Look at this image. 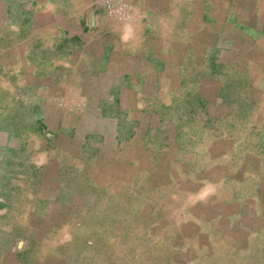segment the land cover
<instances>
[{
	"label": "crops",
	"instance_id": "obj_1",
	"mask_svg": "<svg viewBox=\"0 0 264 264\" xmlns=\"http://www.w3.org/2000/svg\"><path fill=\"white\" fill-rule=\"evenodd\" d=\"M122 1L133 8L131 22L127 24L109 19L97 0H0V89L5 90L8 83L16 88L17 81L19 85L39 88L45 97L36 104L40 110L44 106L46 119L52 121L51 135L67 138L72 151H80L78 147L85 146V140L91 138L109 140L107 146L112 154L108 158L103 156L104 161L100 158L99 164H104L97 171L81 172L97 180V185L90 184L87 191L93 201L141 199L150 190H173L172 184L182 182L179 190L184 200L218 199L216 202H220L224 212L221 223L230 221L222 234L239 231L251 235L252 248H261L264 243L258 242L264 241V0ZM216 38L218 44L213 43ZM216 73L221 74L226 89H254V94L258 93L256 98H241L236 93L239 106L244 108L237 106L234 114H207L204 109L206 122L219 123L222 137L223 122L227 120L229 129L233 128L226 132L237 138L231 143L237 160L233 170L229 173V162L222 161V154L230 147L228 142L216 146L220 149L206 141L203 147L195 148L193 153L206 154L201 166L195 159L185 157L192 149L185 150L182 143L171 147L173 158L166 159L163 152L155 157L154 153L166 146L162 142L154 151V137L149 136L148 130L153 121L162 122V118L149 112L147 106L169 105L178 88H207L217 81L210 76ZM17 100L13 98V103ZM107 104L115 112L102 111ZM117 105L124 106L118 111ZM52 115L56 119H50ZM119 119L131 122L133 129L124 135ZM189 120L191 126L194 121H202L194 116ZM136 125L141 127L138 133L134 130ZM182 133H175V137L181 138ZM165 134L160 131L155 136L161 138ZM196 135L199 133L190 130L184 137L195 142ZM190 140L186 139L191 143ZM198 168L205 170L196 177L194 170ZM214 168L221 169L220 178L208 172ZM74 176L76 180L70 188L63 187L64 180L52 177L42 183L40 196L34 199L43 203L34 210L21 203L31 195L14 204L10 213L0 203V264H52L53 245L59 244L60 249L69 246V241H62V235L55 237L63 232L90 230L89 215L72 203L80 192H86L87 181L79 172ZM229 179L246 190L250 186L253 200L249 207L240 205L229 192ZM211 180L222 183L214 185ZM198 190L205 191L204 195L197 196ZM13 200L19 202V195L13 194ZM20 209H26L28 217L24 220L15 219ZM231 215L234 218L230 220ZM5 216L13 220L6 221ZM33 247L39 248L41 255L39 260L29 261L26 255Z\"/></svg>",
	"mask_w": 264,
	"mask_h": 264
},
{
	"label": "rangeland",
	"instance_id": "obj_2",
	"mask_svg": "<svg viewBox=\"0 0 264 264\" xmlns=\"http://www.w3.org/2000/svg\"><path fill=\"white\" fill-rule=\"evenodd\" d=\"M103 1L105 0H97L96 3L104 7L105 15L109 19L120 24L131 22L133 8L130 4L122 0H116V2L114 0L113 3H116L117 7L122 9L124 6L125 13L121 11L124 17L118 19L114 16L115 12L113 15L107 12V6ZM218 41L219 39L216 38L213 43L218 44ZM210 76L212 79H218L208 84L207 88L195 90L178 88L175 92L173 91L169 105L160 106L159 103L160 105L147 106L149 112L154 111L162 118V122L153 121V124H150L149 136L154 137L151 148L155 151L164 142L165 149H158L154 154L156 157L163 152L167 159V157H174L171 147L182 143L185 150L192 149L185 153V157L195 159L201 166L200 162L206 154L203 151H194L196 153H193L195 148L203 147L206 141V144L211 143L213 148L220 149L216 146L228 142L230 147L228 146L227 153L222 154L225 156L222 161L229 162L228 171L230 173L234 164L237 163L234 154L235 147H231V143H234L237 138L230 134L226 135L228 130L233 129H229L230 123L227 120L220 127L223 132L225 131V135L222 137L219 123L217 125V122L213 124L210 121L206 122V113L224 115V112L228 111L234 114L237 106L241 104L240 101H237L238 95L241 98H256L258 93L254 94V89H226L222 86L224 84L221 83L220 73ZM15 86L16 88H12L8 83L5 90L0 89V203L4 204L6 210L9 211L7 213L12 211L14 204L20 203L24 197L29 195H31L29 200L21 201L22 204H26L27 209L34 210L35 207L42 204V200L34 199V196H40L39 191L44 185L42 183L49 182L51 177L64 180L63 187L69 188L75 183L74 175L78 172L81 178H86L87 181L86 192L83 194L80 192L76 201L72 203L79 207V210L84 214L89 215L90 222H92V225L89 226L90 230L73 234L63 232L55 237L54 239L62 235V241H69V246L67 249H60L59 244L53 245L51 251L54 261L52 264H264V244H260L261 248L254 249L251 246L254 241L251 235H244L239 231L223 232L222 234L221 230L230 221L221 223L224 212L220 202H216L218 199L198 197L196 201L193 198L188 201L184 200V195L181 196V190H179L182 188V182L176 183V185L172 184L173 190L166 188L162 191L163 187H159L156 192L150 190L141 196V199L93 201L87 191L94 184L97 185V180L95 182L91 177L83 176L81 172L97 171L98 167L104 164V162L99 164V160L101 158L104 161L103 156L106 155V158L110 156L111 150L107 146L109 140L91 138L89 141L85 140L87 142L85 146L78 147L80 151H72L71 146H68L67 138L63 140V138L59 139L56 134L51 135L54 132L51 127L52 121L46 119L48 115H46L47 112H43L44 106L41 105L42 109L40 110L36 104L42 100V97H45L44 93L39 88L19 85V81L15 82ZM188 92L191 95H188ZM193 92H196L197 95H194ZM16 97L18 103H13V98ZM122 106L120 105V107ZM112 107L109 104L104 105L102 111L108 112L107 110L111 109L110 112H115ZM120 107L117 105L115 109L118 110ZM239 107L244 108L243 105ZM204 109H207L206 113ZM249 113H251V109H249ZM156 116L158 115L156 114ZM192 116L200 118L202 121L198 124L197 121L192 122V127L191 120H189ZM53 118L56 119V115H52L50 119ZM119 121L124 135L134 127L130 125L131 122L123 119H119ZM164 129L166 132L163 131ZM189 129L199 133V135L193 136L195 142L191 141L189 137H184L185 133L190 132ZM134 130L138 133L141 127L137 126ZM134 130L133 132H135ZM160 131L163 134L166 133L167 136L158 137ZM47 132L49 136L45 135ZM179 132H183L182 137H175V133ZM205 133L206 138L203 137ZM156 134L159 135L155 136ZM240 137L245 136L240 135ZM133 160L135 159L133 158ZM204 170L202 168L194 170L197 172L196 177ZM170 171H172V165ZM220 171V168L219 170L214 168L208 172H211L214 177L220 178ZM223 171L225 170L223 169ZM211 181H213L211 184L214 185L222 183L220 180ZM226 183L229 192L238 199L239 204L249 207L253 200L250 186H246L250 189L246 190L230 179ZM155 189L157 190V188ZM238 189H240L239 192ZM198 193L197 196H203L205 191L198 190ZM13 194L15 197L19 195V202L13 200ZM57 202L61 203V201ZM234 204H236L235 201ZM24 210L26 209L19 210L20 213L15 218L16 220L18 218L24 220L28 217ZM97 211L99 212L96 213ZM232 215L230 220L234 218ZM4 218L6 221L13 220L12 217L5 216ZM69 225L72 226V223ZM212 239L213 243H210ZM258 243H264V241ZM36 247L30 249L31 253L26 255L27 260L33 261L34 258L39 260L41 254L39 248L36 249Z\"/></svg>",
	"mask_w": 264,
	"mask_h": 264
},
{
	"label": "built area",
	"instance_id": "obj_3",
	"mask_svg": "<svg viewBox=\"0 0 264 264\" xmlns=\"http://www.w3.org/2000/svg\"><path fill=\"white\" fill-rule=\"evenodd\" d=\"M105 4H106V9H107V12L110 14V15H113V13H114V16L116 17V18H118V19H121V18H123L124 17V15L122 14V12L123 13H125V11H124V6H122L123 8L121 9L120 7H117L118 5L116 4V3H113L114 2V0H105V1H103ZM115 2H116V0H115ZM116 5V7H114ZM115 8L117 9L116 11H115ZM122 11V12H121Z\"/></svg>",
	"mask_w": 264,
	"mask_h": 264
}]
</instances>
